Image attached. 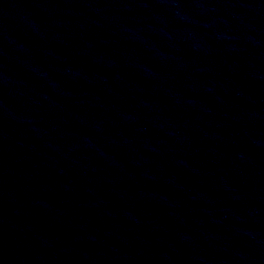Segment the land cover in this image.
Instances as JSON below:
<instances>
[{
    "label": "water",
    "instance_id": "95a60500",
    "mask_svg": "<svg viewBox=\"0 0 264 264\" xmlns=\"http://www.w3.org/2000/svg\"><path fill=\"white\" fill-rule=\"evenodd\" d=\"M173 264H264V0H156Z\"/></svg>",
    "mask_w": 264,
    "mask_h": 264
}]
</instances>
